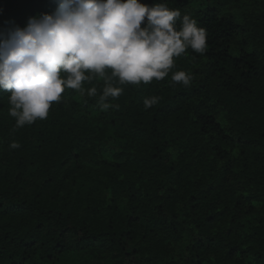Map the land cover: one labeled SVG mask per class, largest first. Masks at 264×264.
<instances>
[{
	"label": "trees",
	"instance_id": "16d2710c",
	"mask_svg": "<svg viewBox=\"0 0 264 264\" xmlns=\"http://www.w3.org/2000/svg\"><path fill=\"white\" fill-rule=\"evenodd\" d=\"M141 2L207 30L172 69L192 85H117L101 111L94 80L21 128L0 92V264H264V0ZM55 8L0 0V28Z\"/></svg>",
	"mask_w": 264,
	"mask_h": 264
},
{
	"label": "clouds",
	"instance_id": "9594fccd",
	"mask_svg": "<svg viewBox=\"0 0 264 264\" xmlns=\"http://www.w3.org/2000/svg\"><path fill=\"white\" fill-rule=\"evenodd\" d=\"M51 13L13 21L0 28V92L9 93V115L15 128L48 117L66 89L96 97L94 80L103 81L97 104L101 111L119 108L110 100L123 87L161 81L188 49L204 55L208 33L197 19L167 3L141 0H55ZM173 83L190 87L194 76L172 72ZM161 97L144 99L147 110ZM10 147L19 148L13 141Z\"/></svg>",
	"mask_w": 264,
	"mask_h": 264
}]
</instances>
